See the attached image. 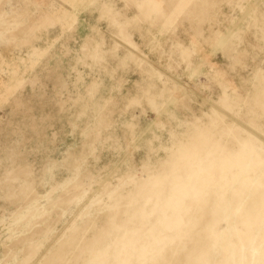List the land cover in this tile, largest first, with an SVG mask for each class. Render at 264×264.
Returning a JSON list of instances; mask_svg holds the SVG:
<instances>
[{
  "label": "rangeland",
  "instance_id": "374dc122",
  "mask_svg": "<svg viewBox=\"0 0 264 264\" xmlns=\"http://www.w3.org/2000/svg\"><path fill=\"white\" fill-rule=\"evenodd\" d=\"M0 264H264V0H0Z\"/></svg>",
  "mask_w": 264,
  "mask_h": 264
}]
</instances>
